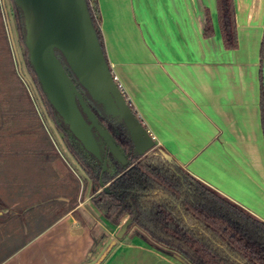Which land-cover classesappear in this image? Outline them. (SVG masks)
Returning a JSON list of instances; mask_svg holds the SVG:
<instances>
[{
	"label": "crops",
	"instance_id": "obj_1",
	"mask_svg": "<svg viewBox=\"0 0 264 264\" xmlns=\"http://www.w3.org/2000/svg\"><path fill=\"white\" fill-rule=\"evenodd\" d=\"M98 7L111 70L156 146L264 221V0H234L236 48L225 46L217 0H98ZM10 132L1 121L0 173L14 174L0 175V264H189L138 227L120 236L97 212L91 184L60 153L38 159L35 145L19 139L23 131ZM8 134L19 138L5 144ZM96 240L104 241L98 252Z\"/></svg>",
	"mask_w": 264,
	"mask_h": 264
},
{
	"label": "trees",
	"instance_id": "obj_2",
	"mask_svg": "<svg viewBox=\"0 0 264 264\" xmlns=\"http://www.w3.org/2000/svg\"><path fill=\"white\" fill-rule=\"evenodd\" d=\"M12 1L17 34L24 47L26 66L45 100L48 116L62 132L65 146L70 154L86 172L84 181L91 184V200L101 211L104 219L111 225L117 226L128 217V227L138 226L157 245H161L168 252L181 255L189 264H264L262 219L193 176L161 148L155 146L147 154L137 155L124 125L106 117L99 109L93 107L101 122L107 124L121 150L129 159L128 164L124 165L110 154L108 168L102 171L101 163L85 150L69 128L58 118L56 110L43 91L25 44L22 12L15 0ZM217 3L225 46L236 48L238 38L234 0H217ZM87 4L107 57L98 0H87ZM206 31H211L210 21L207 23ZM6 46L5 44L0 46V54L3 52L6 54ZM7 53H9V61L8 64L3 62L5 64L3 66L11 67L13 72L9 82L4 81L0 75L2 86L0 89L3 90L8 86L7 95L14 101L12 105L16 114L20 109L30 105L36 97L31 98L32 84L20 69V75L16 73L11 51ZM260 81V106L264 131V43ZM123 94L129 106L136 112L124 91ZM3 105L5 101L0 98V119L5 121L7 113L3 110ZM34 113L35 130L38 131L35 151L39 152L36 157L51 160L59 155V151L53 144L49 131L44 127L36 108ZM45 139H48L49 143H46ZM46 151H50V154ZM101 181L107 189L101 185Z\"/></svg>",
	"mask_w": 264,
	"mask_h": 264
},
{
	"label": "water",
	"instance_id": "obj_3",
	"mask_svg": "<svg viewBox=\"0 0 264 264\" xmlns=\"http://www.w3.org/2000/svg\"><path fill=\"white\" fill-rule=\"evenodd\" d=\"M15 3L24 18L25 44L43 91L58 118L101 163L102 171L108 168L109 154L125 165L128 157L87 99L103 115L124 125L137 155L152 150L156 141L129 106L114 78L87 0H15ZM101 185L107 189L102 181ZM127 223L120 229V236L127 230Z\"/></svg>",
	"mask_w": 264,
	"mask_h": 264
},
{
	"label": "rangeland",
	"instance_id": "obj_4",
	"mask_svg": "<svg viewBox=\"0 0 264 264\" xmlns=\"http://www.w3.org/2000/svg\"><path fill=\"white\" fill-rule=\"evenodd\" d=\"M7 45L6 46V51L10 52L12 54V60H13V65L15 67L16 73L19 74V69L20 72L25 75V78L28 79V81L32 84L33 91H29L31 98L36 97V99L32 100V103L28 106H25L24 108L20 109V112H14V107H13V102L11 99H9V96L7 95V89L6 88L0 89V98L5 101V105H3V110L6 111V118L5 121L0 119V122L2 121L3 127L5 126L6 129H10L12 132L11 134H16L18 131H23L22 137L19 138L18 135H6L5 137H2L5 144H11L14 142V139H22L23 142L26 144L30 145H35V113L34 109L36 108L37 112L40 115L41 120L44 123V127L48 129L50 135L55 138L57 142L56 149L59 151V156H61L62 159H65L67 163H70L71 166L73 167V171L80 176H86V172L83 170V168L80 166V164L77 162V160L70 154L68 151L67 147L65 146L64 140H63V134L60 130H58L57 126L55 123L52 121V119L48 116V108L46 107L45 100L43 97L40 95V92L38 88L36 87L33 78L29 72V69L26 66L25 63V58H24V47L19 41V36L17 34V29H16V22L14 18V12H13V1L12 0H0V46L1 45ZM9 46V47H8ZM0 54V75L2 78H4V81L9 82V78L12 75V68L11 67H4L3 65L8 64L7 62L9 61V53ZM11 59V58H10ZM5 62V64L3 63ZM20 75V74H19ZM0 87H2L0 85ZM9 106V107H8ZM34 108V109H33ZM43 114V115H42ZM9 115H11L9 117ZM45 115V116H44ZM43 116V118H42ZM14 131H16L14 133ZM40 131V130H39ZM158 147V146H157ZM160 148V147H159ZM58 157V156H57ZM30 161L33 160V158L29 159ZM12 169L8 168V170L5 172L0 173L1 176H9L10 174H14ZM16 173V171H14ZM74 172L70 171L69 176L70 177H75ZM23 175H27L26 169L22 170ZM71 197H72V202L76 201L78 198V192L74 187H72L71 190ZM92 204V203H91ZM90 205V203H89ZM97 212L100 213V215L103 217L102 213L100 210L96 208ZM104 219V217H103ZM105 220V219H104ZM106 221V220H105ZM125 220H122L119 224V230L124 227L125 225ZM108 224V222H107ZM128 227V226H127ZM131 227H138L136 225H132ZM98 240V239H97ZM104 240V239H103ZM106 240V239H105ZM104 241H101L100 243H97V251L100 250L101 245L103 244ZM113 245V243H110ZM110 245V246H111ZM6 249L2 248L0 249V253L5 252Z\"/></svg>",
	"mask_w": 264,
	"mask_h": 264
},
{
	"label": "flooded vegetation",
	"instance_id": "obj_5",
	"mask_svg": "<svg viewBox=\"0 0 264 264\" xmlns=\"http://www.w3.org/2000/svg\"><path fill=\"white\" fill-rule=\"evenodd\" d=\"M88 101H89V104L91 105V107L93 108H97L89 99H87ZM98 109V108H97ZM94 110V109H93ZM95 112V111H94ZM97 115V114H96ZM98 117V116H97ZM99 118V117H98ZM100 120V119H99ZM103 121V120H102ZM100 122H101V120H100ZM104 126H106L107 127V124H105L104 122H101ZM109 129V128H108ZM110 130V129H109ZM111 133H112V131H110ZM112 135H113V133H112ZM114 136V135H113ZM114 138H115V136H114ZM129 138H130V136H129ZM115 140H116V138H115ZM117 141V140H116ZM118 143V142H117ZM119 145V144H118ZM120 147V146H119ZM112 155V154H111ZM126 155V154H125ZM109 156H110V154L108 155V158H109ZM113 156V155H112ZM114 157V156H113ZM115 158V157H114ZM116 159V158H115ZM117 160V159H116ZM118 161V160H117ZM128 162H129V159H128ZM125 165V164H124ZM127 165V164H126ZM105 188V187H104Z\"/></svg>",
	"mask_w": 264,
	"mask_h": 264
},
{
	"label": "built area",
	"instance_id": "obj_6",
	"mask_svg": "<svg viewBox=\"0 0 264 264\" xmlns=\"http://www.w3.org/2000/svg\"><path fill=\"white\" fill-rule=\"evenodd\" d=\"M114 78H115V80L117 81L118 79H117V76H115L114 75ZM136 114H137V116L139 117V115H138V113L136 112ZM140 118V117H139ZM141 119V118H140ZM141 121H142V123L144 124V122H143V120L141 119ZM145 125V124H144ZM152 134V133H151ZM153 135V134H152ZM153 139H155V137H154V135H153Z\"/></svg>",
	"mask_w": 264,
	"mask_h": 264
}]
</instances>
